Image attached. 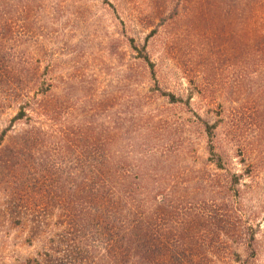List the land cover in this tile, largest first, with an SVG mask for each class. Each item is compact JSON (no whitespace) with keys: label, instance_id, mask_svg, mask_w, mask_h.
I'll return each instance as SVG.
<instances>
[{"label":"rangeland","instance_id":"obj_1","mask_svg":"<svg viewBox=\"0 0 264 264\" xmlns=\"http://www.w3.org/2000/svg\"><path fill=\"white\" fill-rule=\"evenodd\" d=\"M38 1L21 53L31 70L38 67L39 84L51 88L46 99L57 126L112 128L133 143L149 133L151 144L170 153L166 162L180 166L176 179L188 198L197 196V208L223 202L237 218L208 235L230 246L219 261L237 251V263L226 264H264V11L254 32L245 2L236 9V0ZM11 49L0 31V131L15 113L6 73ZM233 174L241 176L236 188L223 191ZM5 198L1 189L0 264H41L45 244L12 223Z\"/></svg>","mask_w":264,"mask_h":264},{"label":"trees","instance_id":"obj_2","mask_svg":"<svg viewBox=\"0 0 264 264\" xmlns=\"http://www.w3.org/2000/svg\"><path fill=\"white\" fill-rule=\"evenodd\" d=\"M242 3L255 32L264 0H236V9ZM38 4L0 0V31L12 46L6 73L15 109L0 131V190L12 223L27 230L30 242L45 244L41 264L237 263V251L231 253L234 260L219 261L230 246L208 238L220 231L217 223L223 229L238 223L234 213L223 202L222 208H197V196L188 198V189L176 179L180 166L166 162L170 153L151 144L149 133L133 143L131 134L112 128L78 133L57 126L55 106L46 99L51 88L39 84L38 67L31 70L21 53ZM261 23L262 28L264 16ZM139 58L153 78L144 49ZM162 95L175 104L173 95ZM203 126L211 139L213 127ZM240 177L229 175L222 190L236 188Z\"/></svg>","mask_w":264,"mask_h":264}]
</instances>
